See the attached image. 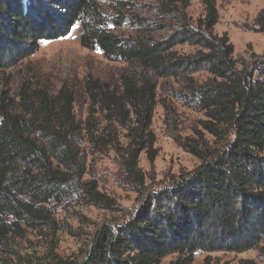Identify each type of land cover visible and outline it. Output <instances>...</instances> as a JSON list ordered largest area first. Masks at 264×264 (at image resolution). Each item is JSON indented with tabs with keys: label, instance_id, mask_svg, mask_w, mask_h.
Here are the masks:
<instances>
[{
	"label": "trees",
	"instance_id": "obj_1",
	"mask_svg": "<svg viewBox=\"0 0 264 264\" xmlns=\"http://www.w3.org/2000/svg\"><path fill=\"white\" fill-rule=\"evenodd\" d=\"M105 0H0V70L35 53L42 41L65 37L78 25V43L104 59L127 65L119 86L87 76L83 93L102 122L126 131L121 153L127 177L142 186L141 152L155 144L151 119L157 81L177 79L181 99L202 112V130L180 147L199 164L174 184L152 196L125 228L106 230L93 242L83 264H191L196 253H243L264 256V57L238 63L226 35L214 34L218 14L214 0H202L204 14L192 22L188 0H157L158 15H173L171 33L149 36L145 22L135 35L121 36L103 12ZM264 33V10L254 20ZM195 49L180 55L173 48ZM205 72L199 82L194 75ZM75 98L66 86L56 92L23 82L14 96L0 92V238L19 224H48V205L77 196L86 204L108 200L93 179L85 180L80 146H113L116 136L93 134L90 118L74 113ZM100 132V131H99ZM152 157H150L151 159ZM262 249V250H261Z\"/></svg>",
	"mask_w": 264,
	"mask_h": 264
},
{
	"label": "rangeland",
	"instance_id": "obj_2",
	"mask_svg": "<svg viewBox=\"0 0 264 264\" xmlns=\"http://www.w3.org/2000/svg\"><path fill=\"white\" fill-rule=\"evenodd\" d=\"M156 1L105 0L103 12L111 22H123L121 26L113 27L116 34L133 36L132 22H145L148 35L160 40L171 33L175 17L158 15ZM214 1L218 22L213 32L217 36H227L234 49V59L240 64L264 57V33L256 32L254 25L255 18L264 10V0ZM188 2L186 14L192 22L202 18V0ZM78 34L79 27L75 25L65 37L42 41L35 53L2 68L0 92L9 90L14 96L23 82H27L29 87L45 88L50 92H56L62 86L73 92L76 118L84 122L91 113L95 136H99L101 130L116 136L112 147L105 146L104 135L99 144H90L86 138L80 146L81 160L87 172L84 179H93L98 192L108 201L92 205L72 196L49 204L48 224H38L33 228L19 224L17 233L0 238V264H83L102 231L125 228L136 219L152 196L172 186L180 176L199 164L195 157L181 149L180 142H190L198 137L197 133L208 143L213 140L202 130L203 113L182 101L179 81L158 80L151 119L155 144L149 155L141 152L138 157L143 185H136L123 169L121 153L128 142L126 131L103 123L101 114L96 108H91L82 89L87 76L117 88L120 77L125 73L133 74V71H128L124 63L104 59L98 51L80 47ZM173 50L180 55L195 51L187 44L176 45ZM194 78L202 82L208 75L199 72ZM175 259V256H169L160 264H168ZM191 264H264V256L259 249L243 253H196Z\"/></svg>",
	"mask_w": 264,
	"mask_h": 264
}]
</instances>
